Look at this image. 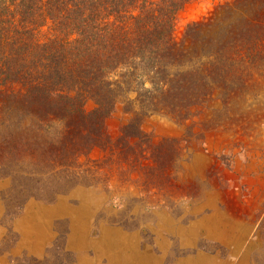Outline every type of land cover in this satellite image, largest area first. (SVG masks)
<instances>
[{
    "label": "trees",
    "instance_id": "obj_1",
    "mask_svg": "<svg viewBox=\"0 0 264 264\" xmlns=\"http://www.w3.org/2000/svg\"><path fill=\"white\" fill-rule=\"evenodd\" d=\"M192 1L0 0L7 215L121 163L149 166V184L161 186L181 149L147 134L149 117L187 124L189 139L235 119L233 106L264 80V0H218L177 38ZM117 109L128 121L113 138L106 122Z\"/></svg>",
    "mask_w": 264,
    "mask_h": 264
},
{
    "label": "rangeland",
    "instance_id": "obj_2",
    "mask_svg": "<svg viewBox=\"0 0 264 264\" xmlns=\"http://www.w3.org/2000/svg\"><path fill=\"white\" fill-rule=\"evenodd\" d=\"M217 1L187 4L176 37ZM232 111L233 121L198 139L186 137L187 124L160 115L142 123L155 139L180 144L161 186L149 184V166L121 163L52 202L30 200L13 217L0 200V264H114L110 251L123 264L122 248L144 264H264V80ZM127 121L117 109L106 122L110 135ZM7 186L0 181V191ZM136 259L128 264H141Z\"/></svg>",
    "mask_w": 264,
    "mask_h": 264
},
{
    "label": "bare ground",
    "instance_id": "obj_3",
    "mask_svg": "<svg viewBox=\"0 0 264 264\" xmlns=\"http://www.w3.org/2000/svg\"><path fill=\"white\" fill-rule=\"evenodd\" d=\"M157 217V216H156ZM166 223V222H165ZM213 224V223H212ZM218 224V223H217ZM209 227V226H208ZM215 229V228H214ZM232 235V234H231ZM225 236V235H224ZM183 242V241H182ZM228 243H231V242H228ZM102 244V243H101ZM124 247V246H123ZM123 252L126 253L125 255V260H124V263L123 264H128L129 262H134L136 258H140L138 259V262L141 263V264H144V261L143 259H141L142 257H140V255H137L135 253V250L132 249V248H122L121 249ZM128 252V253H127ZM107 253V252H106ZM105 254V252H104ZM109 262H113L114 264H119L121 262V255L120 253L118 252H113V251H110L109 252ZM197 259H199L197 257ZM137 260V259H136Z\"/></svg>",
    "mask_w": 264,
    "mask_h": 264
}]
</instances>
